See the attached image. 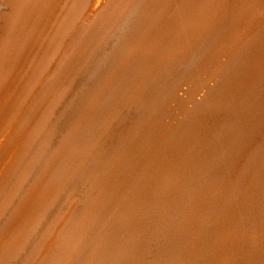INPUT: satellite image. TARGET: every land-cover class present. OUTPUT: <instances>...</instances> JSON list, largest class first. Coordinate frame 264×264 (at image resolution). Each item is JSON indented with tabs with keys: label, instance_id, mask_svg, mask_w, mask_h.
I'll use <instances>...</instances> for the list:
<instances>
[{
	"label": "bare ground",
	"instance_id": "6f19581e",
	"mask_svg": "<svg viewBox=\"0 0 264 264\" xmlns=\"http://www.w3.org/2000/svg\"><path fill=\"white\" fill-rule=\"evenodd\" d=\"M0 264H264V0H0Z\"/></svg>",
	"mask_w": 264,
	"mask_h": 264
}]
</instances>
